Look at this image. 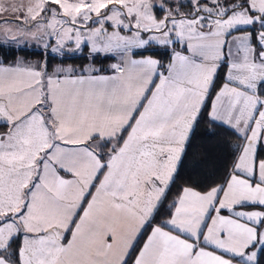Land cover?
Returning a JSON list of instances; mask_svg holds the SVG:
<instances>
[{"label":"snow or ice","instance_id":"snow-or-ice-1","mask_svg":"<svg viewBox=\"0 0 264 264\" xmlns=\"http://www.w3.org/2000/svg\"><path fill=\"white\" fill-rule=\"evenodd\" d=\"M24 41L43 59H0V264H264V0H0V48ZM204 113L230 169L161 218Z\"/></svg>","mask_w":264,"mask_h":264},{"label":"trees","instance_id":"trees-1","mask_svg":"<svg viewBox=\"0 0 264 264\" xmlns=\"http://www.w3.org/2000/svg\"><path fill=\"white\" fill-rule=\"evenodd\" d=\"M42 51L41 49L34 50L6 45L0 48V59L6 57L5 63L11 65L17 58L14 53L18 55L27 53V55H24L26 62H37L42 60L43 56L34 55V53ZM52 55L51 53L49 54V63L51 65L49 71L55 68L61 60L63 61V67L72 66L79 73H81L80 69L91 63L88 59L87 51H84L81 56H70L68 53L64 57L56 55L55 59H52ZM163 59L164 63H167V57ZM112 63H117L116 56H100L96 61V67L107 70L101 74H110L112 71L109 66ZM224 73L222 70L217 79V88L224 82ZM237 143V138L226 126H215L209 120L207 113L202 114L188 142L177 177L168 193L167 202L161 210L160 217L165 218L167 216V204L176 199L184 186H195L196 184L221 180L230 169L233 150Z\"/></svg>","mask_w":264,"mask_h":264},{"label":"crops","instance_id":"crops-1","mask_svg":"<svg viewBox=\"0 0 264 264\" xmlns=\"http://www.w3.org/2000/svg\"><path fill=\"white\" fill-rule=\"evenodd\" d=\"M7 46H15V47H18L15 43H9ZM177 47V50H182L181 48H180V46L179 45H177L176 46ZM19 48H30V49H34V50H38V49H41L42 50V48L40 47V46H38L34 41H24V42H22L20 45H19ZM84 51H87V49H85ZM171 52V49H169V53ZM84 53V52H83ZM88 53V52H87ZM70 56H72V55H70ZM75 56H81V55H79V54H75ZM119 61V58L117 57V62ZM31 63H35V62H31ZM65 67H72V66H65ZM74 68V67H73ZM75 69V68H74ZM222 70L225 72V69H221V71H220V73L222 72ZM220 73H219V75H220ZM77 74H81V73H78L77 72ZM112 73H110V74H104V75H111ZM86 75V74H85ZM219 75H218V77H219ZM218 77H217V79H218ZM195 129V128H194ZM194 131V130H193ZM193 133V132H192ZM192 135V134H191ZM190 138H191V136H190ZM190 140V139H189ZM189 142V141H188ZM188 142H187V145H188ZM187 145H186V147H187ZM186 150V149H185ZM182 158H183V156H182Z\"/></svg>","mask_w":264,"mask_h":264},{"label":"rangeland","instance_id":"rangeland-1","mask_svg":"<svg viewBox=\"0 0 264 264\" xmlns=\"http://www.w3.org/2000/svg\"><path fill=\"white\" fill-rule=\"evenodd\" d=\"M43 50V49H42ZM67 53H65V55H66ZM75 54H79V53H68V55H72V56H75ZM79 55H81V54H79ZM78 72V71H77ZM79 73V72H78Z\"/></svg>","mask_w":264,"mask_h":264}]
</instances>
